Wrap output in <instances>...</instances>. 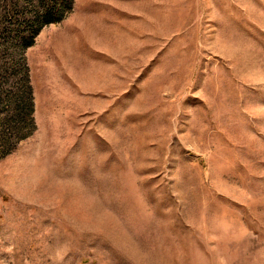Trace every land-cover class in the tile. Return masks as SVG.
Wrapping results in <instances>:
<instances>
[{"label": "rangeland", "instance_id": "rangeland-1", "mask_svg": "<svg viewBox=\"0 0 264 264\" xmlns=\"http://www.w3.org/2000/svg\"><path fill=\"white\" fill-rule=\"evenodd\" d=\"M16 4L0 264H264V0Z\"/></svg>", "mask_w": 264, "mask_h": 264}, {"label": "trees", "instance_id": "trees-1", "mask_svg": "<svg viewBox=\"0 0 264 264\" xmlns=\"http://www.w3.org/2000/svg\"><path fill=\"white\" fill-rule=\"evenodd\" d=\"M60 3V7L56 8L54 4L48 3L47 0H36V5L39 8L35 11L34 17L29 20L30 26L34 28L30 29V35L24 36L21 39L23 45L30 44L33 35L37 33L44 24L58 21L63 16V11L69 8L70 4L69 0H61ZM15 13H21V10L17 7L16 0H0V40L3 38V33L8 31L9 25L12 24V20H15ZM14 31L19 32V29ZM0 44L3 45V43ZM29 94V87H26V102L27 106L31 108ZM30 121L31 120L28 119L29 123Z\"/></svg>", "mask_w": 264, "mask_h": 264}]
</instances>
